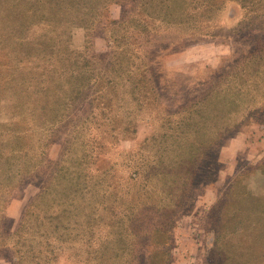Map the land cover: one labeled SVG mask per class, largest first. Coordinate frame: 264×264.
Returning <instances> with one entry per match:
<instances>
[{"label": "trees", "instance_id": "16d2710c", "mask_svg": "<svg viewBox=\"0 0 264 264\" xmlns=\"http://www.w3.org/2000/svg\"><path fill=\"white\" fill-rule=\"evenodd\" d=\"M152 4L147 0H17L6 8L5 35H18L14 45L5 41L6 52L0 49V107L4 103L7 116L0 119V249L10 253L11 264H58L62 254H71L69 259L76 264H168L169 253L157 249L146 256L140 249L137 213L148 205L133 199L147 198L148 181L157 184L167 177L173 183L175 169L162 172L157 157L147 175L143 159L136 163L133 156L117 151L120 135L136 133L135 123L125 122L116 132L109 117L99 121L100 116L112 114V100L127 93L137 98L142 85L149 84V47L144 43L151 48L166 29L187 27L186 22L173 20L175 0ZM192 5L194 0H184L179 12L189 15ZM200 6H206V0ZM112 8L120 11L114 15ZM12 15L16 20H11ZM12 23L17 26L9 27ZM30 25L40 31L34 41L27 36ZM73 29L85 32L79 50L72 48ZM97 36L106 40V53L95 51ZM258 59L263 62L240 69L242 75L249 71L246 77L252 80H238L231 86L238 90L224 109L237 111L246 102L260 107L264 55ZM135 60L141 61L140 66ZM227 90L223 87L216 95ZM208 97L202 102L212 99ZM83 104L88 107L85 117L79 115ZM172 125L163 123L173 132ZM185 127L180 130L186 136L199 132ZM54 145L60 146L55 162L48 158ZM99 157L106 165L103 179H99L101 170L94 168ZM123 170L126 175L119 176ZM34 178L38 180L35 195L24 205L17 225L6 230L5 206L14 192ZM161 231L152 228L151 238L150 234L143 238L164 246L157 239Z\"/></svg>", "mask_w": 264, "mask_h": 264}, {"label": "rangeland", "instance_id": "374dc122", "mask_svg": "<svg viewBox=\"0 0 264 264\" xmlns=\"http://www.w3.org/2000/svg\"><path fill=\"white\" fill-rule=\"evenodd\" d=\"M183 1L175 0L173 20L186 22L187 27L166 29L151 48L144 43L149 47V84L141 86L137 98L127 93L123 99L112 100V114L100 116L99 121L109 117L116 132L125 122L135 123L136 133L120 135L117 151L133 156L136 163L143 159L147 175L157 157L162 172L175 169L173 183L167 177L157 184L148 181L147 198L133 199L148 205L146 211H138L136 224V239L146 256L160 249L169 253L168 264H264V100L258 108L246 102L237 111L224 109L238 90L231 86L238 80H252L246 77L249 71L242 75L240 69L263 62L258 58L264 55V0H206L204 7L201 0H194L187 16L179 12ZM16 2L0 0L1 53L18 38L5 35L4 23L6 8ZM147 3L155 5L153 0ZM112 11L115 15L120 10ZM11 20H16L14 15ZM39 32L30 25V41ZM84 41L85 32L73 29L72 48L81 49ZM93 45L97 53L108 51L102 36ZM136 63L140 66L141 61ZM223 87L228 90L218 97ZM209 95L212 99L202 102ZM141 103L142 108L136 106ZM84 104L79 115L85 117L88 107ZM4 111L1 102L0 119L7 118ZM165 122L173 123V132L163 126ZM184 125L199 132L186 136L180 130ZM59 152V145L52 146L48 158L55 162ZM101 163L99 157L94 167L101 170L99 179L106 166ZM120 175H126L124 170ZM104 178L107 181L109 176ZM37 184L34 178L14 192L5 206L6 230L17 225ZM136 190L130 189L132 194ZM155 227L162 229L157 239L164 246L143 238L149 234L151 238ZM70 256L60 255L57 263L76 264ZM10 259V253L0 249V264H11Z\"/></svg>", "mask_w": 264, "mask_h": 264}]
</instances>
